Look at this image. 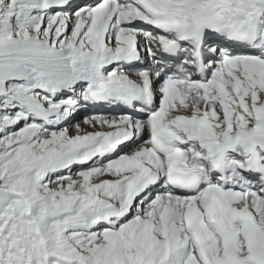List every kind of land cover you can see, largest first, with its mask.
Instances as JSON below:
<instances>
[{"label": "snow or ice", "instance_id": "obj_1", "mask_svg": "<svg viewBox=\"0 0 264 264\" xmlns=\"http://www.w3.org/2000/svg\"><path fill=\"white\" fill-rule=\"evenodd\" d=\"M0 264H264V0H0Z\"/></svg>", "mask_w": 264, "mask_h": 264}, {"label": "bare ground", "instance_id": "obj_2", "mask_svg": "<svg viewBox=\"0 0 264 264\" xmlns=\"http://www.w3.org/2000/svg\"><path fill=\"white\" fill-rule=\"evenodd\" d=\"M83 115H85V113H80V114H78V115L75 117V121H80ZM75 121H74V122H75ZM82 127H85V126L82 125ZM85 130H92V129H88V128L85 127ZM127 150H128V149H125V151H127Z\"/></svg>", "mask_w": 264, "mask_h": 264}]
</instances>
